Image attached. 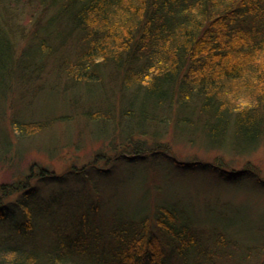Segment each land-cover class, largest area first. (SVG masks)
Returning a JSON list of instances; mask_svg holds the SVG:
<instances>
[{"label": "trees", "instance_id": "obj_1", "mask_svg": "<svg viewBox=\"0 0 264 264\" xmlns=\"http://www.w3.org/2000/svg\"><path fill=\"white\" fill-rule=\"evenodd\" d=\"M43 92L61 96L54 112L8 113ZM45 133L51 156L102 140L113 162L163 183L138 206L116 199L117 173L95 169L101 151L62 175L12 174L0 264H264V224L242 232L232 213L197 215L167 190L185 173L264 188L252 164L182 161L167 141L239 156L264 144V0H0V166L19 172L23 143Z\"/></svg>", "mask_w": 264, "mask_h": 264}, {"label": "rangeland", "instance_id": "obj_2", "mask_svg": "<svg viewBox=\"0 0 264 264\" xmlns=\"http://www.w3.org/2000/svg\"><path fill=\"white\" fill-rule=\"evenodd\" d=\"M22 22L23 23L20 22L18 24L26 25L28 22L26 15L23 16ZM15 28H17V26ZM15 96L17 97V95ZM60 99L61 96L55 93L43 92L41 97H39L37 101L33 103L31 102V104L29 103V100H25L22 103V100H16L17 103L19 102L18 106H15V109L13 108V110L12 108H9L8 113L12 114L13 111L17 109V107H21L22 105L24 107L26 105L28 113L35 111L37 113L45 112V116H47L51 112L50 109H53V112L56 110L55 104L57 101H60ZM11 102H13V97L9 99L8 104L11 105ZM63 110V107H59L58 114L63 115L69 113V111L67 112ZM81 120L82 119L79 118L77 123H80ZM66 125L67 123H64L56 127L63 128V131L60 132H64V130H66ZM74 140H77V138ZM167 141L170 142L172 154L179 160L189 161L195 157H198L203 161L213 162L215 157L222 155L224 156L223 159L225 161V165H227L229 169L239 170L244 168L247 164H252L257 167L260 177L264 179V144L249 155L239 156L229 151L226 147L220 150L212 151L207 149L200 142L189 144L174 138L170 140L167 139ZM47 144L48 137L46 133L31 137L28 139V142H24V149L26 147L28 148L24 150L25 152L23 158L18 160V162L21 161V164H23L22 169L18 172V169L11 170L9 168L0 166V185L3 182H9L11 180L12 174H17L16 179L22 174L27 175L30 172V167L32 165L35 168L36 174L38 167H43L47 170V172H45L46 175H62L67 171L66 169H68L69 166L71 167L75 163L82 167L94 162L95 158L99 157L97 153L100 151L104 152L106 156H100L97 158L99 160H97L98 162L96 166H94L96 171L105 174V177L106 175H109L107 173H114L112 176L117 173V178L114 176L113 179V184L117 185L115 186L117 187L115 191L119 194L117 195L116 199L119 197L120 200H124L127 196L126 199H128V201H125L129 203L130 206H138V204L142 203L141 201L146 194V188L151 189V197L154 199L157 195V191H154V188L160 185L161 182L163 183V176H160L159 173H151V176L147 175V177H142V170L135 168L131 169V167L127 166L128 164L113 162L111 159H109V157L111 158L109 155L112 154L107 150V147L103 145L102 140L90 139L84 145L80 144V146L70 145L66 147V144H61L62 146L59 147L57 153H55L53 156L50 155V149L46 148L48 146ZM122 166L129 168L121 172V169H123ZM178 176L179 175L176 176L177 180L174 182V186L167 188L168 195L169 197L172 195L174 199L180 200L181 205L185 206L195 214L201 213L205 215L207 211L209 214L214 213L212 215L219 217L218 214L230 212L232 213L230 216L233 218L235 217L233 220H237V227L242 232L254 231L257 229V227H260L262 224H264V188L258 189L257 186H252L248 182L240 186L238 185L237 187L210 184L205 182L203 178H199L202 176H197V174L195 175L190 173H185L182 174V176H179L181 180L179 181ZM94 180L97 182L98 179L94 178ZM49 181L50 180L45 181V183L47 184ZM36 182L37 178L35 177L32 183L36 184ZM46 184L44 192L45 195L52 189V186H47ZM90 185L92 186V183ZM122 193L125 196H123ZM192 193L194 195H191ZM190 196L193 197V199L190 198ZM214 197L226 200V202H220ZM114 199H107L106 201H109L108 204L111 205V203L113 204ZM208 210H213L214 212ZM233 214H236V216H233Z\"/></svg>", "mask_w": 264, "mask_h": 264}]
</instances>
